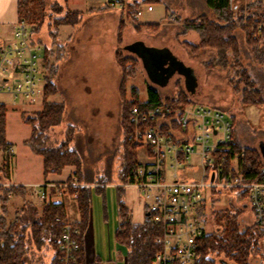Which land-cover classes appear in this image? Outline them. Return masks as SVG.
<instances>
[{
    "label": "rangeland",
    "instance_id": "obj_1",
    "mask_svg": "<svg viewBox=\"0 0 264 264\" xmlns=\"http://www.w3.org/2000/svg\"><path fill=\"white\" fill-rule=\"evenodd\" d=\"M137 1L142 0H132V3ZM147 1L150 2L149 5H145L147 3L143 5L148 10H145L139 19H134L130 15L136 9L132 3L128 8V13H123L119 8H110L105 3L106 8H102L100 12L85 14L80 12V15H74L71 11L76 10L70 9L64 0H47L49 6H47L46 16L40 26L38 21L26 20L28 26L33 29L34 38L42 46L50 48L52 46L48 32L50 20L54 21L59 16L64 18L68 11L71 12V21L78 20L74 26L70 23L58 26L59 41L65 45L64 56L61 60L55 59V56L49 59L50 64H55L58 67L54 80L57 85V93L50 96L49 100L57 103L64 102L66 110L60 126L49 130L48 136L49 143L55 147L67 143L71 149L75 147L80 149L85 160L84 170L95 174L94 183L83 182L81 185H95L97 181L108 179L107 173L110 175V183L105 187L104 196L93 190L90 221L84 233L85 250L90 260L99 254L105 259L106 264H114V261L117 264H126L125 251L117 247L115 238L120 223L117 189L120 181L114 174L119 168L120 157L124 151L121 117L122 105L125 102H132L134 98L147 101L149 87L158 90L164 100V105L173 108L179 107L173 105V100L178 99L181 95H187L191 102L182 107L197 104L220 109L233 117L234 139L241 148L250 147L262 151L264 146V102L251 105L242 102V93L239 92L236 85L240 84V90L244 85L238 82V77L235 75L233 66L235 57L228 53L227 62L220 64L216 62L215 50L202 48L193 51L192 47L188 45L199 44V35L196 31L183 34V24L187 21L200 24L202 17H206L212 22H218V17L207 5V0ZM56 2L63 4L60 13L49 9L50 6L53 8ZM250 2L252 0H232V6L238 8L236 10L238 16H245V9ZM166 7H168V12ZM234 19L237 21V18L234 17ZM156 22H160V26L156 28H150L144 24ZM234 35L237 39L242 65L250 72L257 88L264 93V65L255 58L241 27L234 29ZM138 40L153 47H169L186 65L193 67L198 73L196 91L192 94L188 93L184 85V78L179 75H174L163 87L152 83L141 60L124 48ZM260 47L264 57V42L260 44ZM53 50L56 51V48L53 47ZM43 53L44 51H38L41 58ZM118 61L124 65L125 71H122ZM43 71L46 74L44 80L39 83L38 91L32 97H26L25 94L17 96L7 93L0 94V102L7 106L6 138L12 143L13 154L19 160L20 170H23L21 165L27 170L24 175L29 182L41 181V175L38 171V159L35 157L31 159L29 148L23 144V140L31 134V126L23 121L21 114L33 115L38 110H42V91L44 92L47 84L46 77L49 76L44 62ZM1 151L0 158L3 157ZM144 151L143 147L136 149L137 159H144ZM241 156V159L244 158V151L241 152ZM195 159L196 156H192V160ZM71 166L75 171L63 186L57 188L60 192L71 194L70 189L79 186L80 182L78 183V177L75 174L76 167ZM194 174L199 175V173H193L192 176ZM41 187L43 186L38 188ZM128 189H132V187L124 188V199L126 201L131 197L134 200V211L143 222L146 218L143 201ZM35 191L34 189L30 194L31 199L27 196L26 200L37 208L39 198L35 196ZM217 192L215 199H218L219 202L217 201L212 206V211L208 208L207 212V233L214 232V236H216L221 235L223 231L224 224L221 225L222 221L216 219V213L228 212L229 216H235L234 212L237 211L239 212L237 220L240 226L253 225V222L245 217L246 211L241 207V202L245 201L241 194L238 199H235L234 193H229L228 190L220 189ZM55 193L57 194V192ZM71 195L74 197L75 194ZM20 200L22 202L18 207V213L25 203L23 198L20 197ZM42 201L44 203L51 202L47 197L41 199ZM16 202L17 200L11 204L12 212ZM10 203L11 200L7 203L8 214L10 213ZM72 203L78 206V202ZM72 203L68 201L66 205L73 206ZM0 211L2 213L1 209ZM77 212L81 220L78 206V208L72 207V209L65 208V218L58 215L55 217V222L70 223L66 221L68 214L71 217ZM6 220L8 221V219ZM261 249L264 253V239L261 241ZM51 256V251L46 252L43 255V264H49ZM210 256L215 255L212 253ZM260 257V255L251 256L249 261L252 264H259ZM218 258L220 257H214L212 264H218L215 262Z\"/></svg>",
    "mask_w": 264,
    "mask_h": 264
},
{
    "label": "trees",
    "instance_id": "obj_2",
    "mask_svg": "<svg viewBox=\"0 0 264 264\" xmlns=\"http://www.w3.org/2000/svg\"><path fill=\"white\" fill-rule=\"evenodd\" d=\"M47 0H18V17L24 21H38L39 26L43 23L46 16L48 3ZM144 3L149 4L147 0L133 2L132 6L140 7ZM209 8L217 15L218 22H212L206 17H202L201 23L196 24L193 21H187L183 24V34L189 31H196L199 35V44H188L193 51L202 48L213 49L216 52V62L224 64L227 62V55L231 53L235 57L234 68L238 82L243 83L244 87L239 92L242 93V102L247 105L264 102V93L257 88L255 81L252 79L250 72L242 65L240 51L237 39L234 35V29L241 27L246 34L247 42L252 49L255 58L259 63L264 65V57L262 55L260 44L264 42V32L257 33L255 24L264 22V0H252L246 7L245 16L236 14L237 7L232 6V0H207ZM63 4L56 2L53 8L49 9L55 13L62 12ZM104 9L106 6L103 7ZM244 10V8H243ZM168 12V7H166ZM74 15L81 13L71 11ZM62 18L58 17L54 21L50 20L49 37L51 39V48L45 47L43 53V62L46 69L49 71V76L46 77L47 84L43 92V107L41 111L35 112L33 115L21 114L23 121L31 126V135L24 141V144L35 155L43 157L44 175L49 173H60L67 165L76 167V177L79 186L72 188L71 194H77V202L81 214V220L74 223V227L80 231L79 242L80 250L76 254L75 264H102L101 261L92 263L87 259L84 233L88 228L91 209L93 190L105 195V187L109 184L108 179L97 181L95 185H81L85 183H94L95 174L90 171H85L83 165L85 160L80 152V149L75 147L71 149L67 143L61 146H53L49 143V130L60 126L66 110L64 102L57 103L49 100V97L57 93V85L54 80L57 76L58 67L55 64H50V58L55 56V59L61 60L64 56L65 45L59 41L58 26L64 23H70L72 26L78 23V20L71 21L70 13ZM237 18V21H235ZM246 20V23L244 21ZM123 24V22H121ZM148 27L156 28L160 23H147ZM71 26V27H72ZM121 26V25H120ZM56 48V51L53 50ZM122 71L126 68L119 62ZM211 64V62H210ZM125 77L123 72V78ZM148 99L145 102L134 98L132 102H125L122 105V130L124 132L123 147L124 151L120 157V165L114 173L117 180L120 181L118 189V210H119V228L116 231L117 246L125 251L126 264H151L160 247L155 244L154 240L160 230L154 227L148 217L142 223H137L133 220L131 211L126 205L124 199V188L129 183L134 181V171L139 165L136 149L138 148L130 139L129 135L132 131L130 121V110L133 105L142 107H153L164 105L160 92L154 88H148ZM181 95V94H180ZM191 102L187 95H181L178 99L172 101L173 105L183 106ZM171 103V104H172ZM6 105L0 103V150L7 151L11 146L6 139ZM234 123V118L231 117ZM236 142V141H235ZM244 151V158L240 159L243 182H262L264 176L262 169L264 167V159L261 151L254 148H241L237 143L227 152L228 157L232 158L235 153L241 154ZM231 162L225 165V177L229 174ZM10 155L6 154L3 160V166L0 168V177H9ZM233 173V176H236ZM115 177V176H114ZM97 180V178H96ZM99 180V179H98ZM0 264H43V255L51 251L52 257L49 264H60L62 256L61 251V234L64 225L55 222V217L65 218V207L59 203H44L43 211L40 214L39 210L32 203L26 200L27 190L23 186H9L0 188ZM217 192V190H214ZM24 199V206L17 214L15 220L9 223L6 220L7 203L10 198L8 194ZM243 193V194H242ZM241 195L245 198L247 192L241 191ZM239 195V197L241 196ZM26 200V201H25ZM106 208L104 204V209ZM220 213V212H219ZM239 212L235 211V216H229L228 212L218 214L216 219L222 221L223 231L221 235L214 236V232L207 236H203L199 240L200 248L198 258L195 264H212L214 257H220L215 260L218 264H252L249 261L251 256L260 255L261 262L264 264V253L261 249V241L264 239V224H253L249 227H242L238 223L237 216ZM220 215V216H218ZM214 253L215 256H210ZM36 254H38L36 256Z\"/></svg>",
    "mask_w": 264,
    "mask_h": 264
},
{
    "label": "built area",
    "instance_id": "obj_3",
    "mask_svg": "<svg viewBox=\"0 0 264 264\" xmlns=\"http://www.w3.org/2000/svg\"><path fill=\"white\" fill-rule=\"evenodd\" d=\"M105 3L128 13L132 0H105ZM144 10L142 5L130 15L139 19ZM255 30L258 34L264 32V22L255 24ZM39 50L44 51L45 47L34 38L33 29L24 20L16 23L9 39L0 35V94H25L30 98L37 93L46 75ZM130 121L133 128L129 139L145 151L144 159H138L134 181L126 187L137 190L146 217L160 230L154 240L160 250L151 264H195L199 240L209 235L206 216L212 190H245L253 224H264V181L243 182L241 154L228 157L227 152L236 142L233 122L224 111L197 104L177 108L136 104L131 107ZM1 152L4 158L10 155L11 166L12 146ZM192 156L196 159L192 160ZM228 162H231L229 174L224 178ZM233 172L237 175L233 176ZM193 173L199 175L192 177ZM9 186L14 185L8 178L0 177V188ZM46 186L49 185L35 188V196L48 197ZM52 186L58 188L63 184ZM63 225L60 264H75L80 231L71 223ZM87 259L94 263L89 255Z\"/></svg>",
    "mask_w": 264,
    "mask_h": 264
},
{
    "label": "crops",
    "instance_id": "obj_4",
    "mask_svg": "<svg viewBox=\"0 0 264 264\" xmlns=\"http://www.w3.org/2000/svg\"><path fill=\"white\" fill-rule=\"evenodd\" d=\"M64 3L70 9L82 12L84 14L85 13H94L96 11L100 12L102 10V8L105 6V0H64ZM145 5H149V4H145ZM145 5H143V8L145 10H148L147 8L144 7ZM165 15H166V12H165ZM163 17H165V16H163ZM18 21H19V17H18V0H0V28H1L0 35L4 39H9L10 38L11 33H12V31H13V29H14V27H15V25H16V23ZM141 23H143V22H141ZM156 23H160V22H156ZM144 24H147V23H144ZM42 93H43V91H42ZM147 99H148V97H147ZM142 102H144V101H142ZM0 103H2V102H0ZM6 108H7V106H6ZM38 111H40V110H38ZM29 137H27V138H29ZM26 139L23 140V144H24V141ZM7 141L10 142L9 139H7ZM10 144L12 146L11 142H10ZM27 148H29V147H27ZM29 151L31 153V155H30L31 159H34V157L38 159V163H39L38 164V166H39V170L38 171H39V173L41 175V181H31V182L27 181L25 179V175H24V172L27 173V170L23 168V165H21L23 170H20L19 160L14 155L12 163H11V166H10V170H9V177H8L9 182L12 185H14V186H23V187H25L26 190H27V194H28L27 196L30 199H31L30 194L33 193V190L35 189V187L49 185V186H46V190H47L48 195H49L47 197L48 200H51V202H53V203H59V204L61 203L67 209H72V207H75V208L77 207L78 208L77 205L75 206L72 203V202L77 203V199L75 197H73V195H71V194H69L67 192L66 193L65 192H60V190H58L57 188L52 186L53 184H64V182H66L72 176V173L75 171L74 167L71 166V165H67V166H65L62 169V171L60 173L51 172L47 176H45L44 175L43 157L39 156V155H35L34 153H32V151L30 149H29ZM3 160H4V156L2 158H0V168L3 166ZM192 177H196L195 174ZM56 190H58V191H56ZM128 190H130L135 196H137V198L139 197V194H138V192H137V190L135 188L132 187V189H128ZM54 191L57 192V194ZM228 191H230L229 193H231V192L234 193V198L235 199H238V196L241 194V191L240 190H236V189H231V190H228ZM216 193H218V192L212 190L211 197H210L211 204L209 206V210H211V211H212V208H213L212 206H214L217 203V201L219 202L218 199H215L216 198V196H215ZM9 198L11 200V203H10V206H9V210H10L11 204H13L15 200H17L15 207H13L14 211L12 212L10 210V213L9 214L7 213L5 215L6 219H8V222L12 223L15 220V218H16V215L18 213V211H17L18 207L20 206L22 201L20 200V197H17V196H14V195L10 196ZM68 201L71 202L73 206H70V205L67 206L66 204H67ZM37 204H38L37 205V209L39 210V213L41 214L42 211H43L44 202L43 201L41 202V199L39 198L37 200ZM126 204H127L128 208L130 209V211L132 213L133 220L135 222H137V223L142 222L141 218L137 217L136 212L134 211V200H132L131 197H130V199L126 200ZM241 207H242V209H244V211H246L245 212V217L250 222H253V214H252V211H251V209L249 207V204H248V201H247L246 198H245V201L241 202ZM144 212H145V210H144ZM0 215H2L1 211H0ZM207 216H206V222H207ZM145 217H146V213H145ZM66 221H69L71 224L80 222L79 213L77 212V214H75L74 216H71V217H70V214H68V219H66ZM211 233H208V234H211ZM91 260L94 263H96L97 261H101L102 264H106L105 259L99 254H97L96 257L92 258ZM114 264H117V262L114 261Z\"/></svg>",
    "mask_w": 264,
    "mask_h": 264
},
{
    "label": "water",
    "instance_id": "obj_5",
    "mask_svg": "<svg viewBox=\"0 0 264 264\" xmlns=\"http://www.w3.org/2000/svg\"><path fill=\"white\" fill-rule=\"evenodd\" d=\"M135 54L142 62L149 80L158 85L166 86L174 75L184 78V85L188 93H194L198 86L197 71L184 63L169 47H153L138 40L124 47ZM261 154L264 159V146ZM214 181V175L212 176ZM148 215V214H147Z\"/></svg>",
    "mask_w": 264,
    "mask_h": 264
}]
</instances>
